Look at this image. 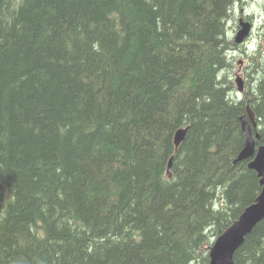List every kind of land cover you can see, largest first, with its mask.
<instances>
[{
  "label": "trees",
  "instance_id": "16d2710c",
  "mask_svg": "<svg viewBox=\"0 0 264 264\" xmlns=\"http://www.w3.org/2000/svg\"><path fill=\"white\" fill-rule=\"evenodd\" d=\"M239 1L0 0V264H208L262 190L235 163L248 106L264 142ZM234 260L264 264V219Z\"/></svg>",
  "mask_w": 264,
  "mask_h": 264
},
{
  "label": "water",
  "instance_id": "95a60500",
  "mask_svg": "<svg viewBox=\"0 0 264 264\" xmlns=\"http://www.w3.org/2000/svg\"><path fill=\"white\" fill-rule=\"evenodd\" d=\"M252 24L242 20L234 42L242 43L251 34ZM238 91H243L242 79L238 78ZM242 129L245 132L244 147L237 156L236 162L248 160L249 168L256 171L260 178L262 190L257 198L248 205L240 216L232 222L211 244L209 248L210 261L208 264H236L234 256L238 248L255 226L264 219V142L261 143V134L254 132L257 126L255 114L248 106V116L242 115ZM188 127L180 128L175 133V145L178 147L184 140ZM174 155L170 158L168 172H171Z\"/></svg>",
  "mask_w": 264,
  "mask_h": 264
},
{
  "label": "rangeland",
  "instance_id": "374dc122",
  "mask_svg": "<svg viewBox=\"0 0 264 264\" xmlns=\"http://www.w3.org/2000/svg\"><path fill=\"white\" fill-rule=\"evenodd\" d=\"M242 6V7H241ZM234 11L237 13V16H242L243 13H248L249 15L254 16L255 20V33H253L252 37L249 39V50H248V57L251 55H257L264 51V0H256L255 2H251L249 0L247 1H239L237 5L234 8ZM262 20V21H261ZM237 23V17L234 18L230 22V30H229V38L230 40L234 41L235 35L237 31H233V26ZM254 53V54H253ZM249 62V59L247 63ZM235 66V69L230 70V74L234 80V78H237V75L235 73L238 72L240 68V62L239 58L234 59L233 67ZM236 86H238V82H234ZM238 98L240 99L242 97V93H240L238 90Z\"/></svg>",
  "mask_w": 264,
  "mask_h": 264
},
{
  "label": "flooded vegetation",
  "instance_id": "af4514ba",
  "mask_svg": "<svg viewBox=\"0 0 264 264\" xmlns=\"http://www.w3.org/2000/svg\"><path fill=\"white\" fill-rule=\"evenodd\" d=\"M242 1H247V0H242ZM251 2H255L256 0H249ZM234 18L237 17V23L233 26L232 30L233 31H238L240 28V23L242 20H248L249 22H251L252 24V31L250 36L242 43H235L234 41H230L231 45L233 47H235V49L232 51L231 54V59H232V64H234V59L239 58V62H240V68L238 70L237 73H235V75H237V78H234V82L236 80V82H238V78L242 79V83H243V92L244 90L248 87L251 86L252 83H255L258 80V66L255 60H253L252 56L248 57V46L249 44V39L252 37L253 33H255V20H254V16L253 15H248V13H243L242 16H237V13L234 11ZM254 58L258 61V58L262 57V55L257 54V55H253ZM249 59V62L247 63ZM235 69V66L233 68ZM232 78V76H231ZM239 85V84H238ZM242 92V93H243Z\"/></svg>",
  "mask_w": 264,
  "mask_h": 264
},
{
  "label": "bare ground",
  "instance_id": "6f19581e",
  "mask_svg": "<svg viewBox=\"0 0 264 264\" xmlns=\"http://www.w3.org/2000/svg\"><path fill=\"white\" fill-rule=\"evenodd\" d=\"M241 7H242V6H241ZM248 15H249V14H248ZM251 15H252V14H251ZM261 21H262V20H261ZM249 48H250V47H249ZM250 49H251V48H250ZM253 54H254V53H253ZM260 55H262V56H263V55H264V53H263V52H261V53H260ZM249 88H250V86H249ZM175 147H176V146H175Z\"/></svg>",
  "mask_w": 264,
  "mask_h": 264
}]
</instances>
